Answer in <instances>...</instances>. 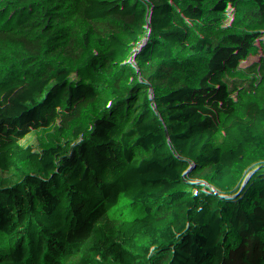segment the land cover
Masks as SVG:
<instances>
[{"label": "trees", "instance_id": "trees-1", "mask_svg": "<svg viewBox=\"0 0 264 264\" xmlns=\"http://www.w3.org/2000/svg\"><path fill=\"white\" fill-rule=\"evenodd\" d=\"M234 160L264 171V0H0V264H264Z\"/></svg>", "mask_w": 264, "mask_h": 264}, {"label": "rangeland", "instance_id": "rangeland-1", "mask_svg": "<svg viewBox=\"0 0 264 264\" xmlns=\"http://www.w3.org/2000/svg\"><path fill=\"white\" fill-rule=\"evenodd\" d=\"M220 178L223 180V186L220 187L225 193L231 195L239 192L241 185L253 187L254 185L263 183L264 171H258L247 160H234L230 164L223 166V169L220 171ZM220 187L217 186L216 188ZM215 191L216 189L208 191V193H213Z\"/></svg>", "mask_w": 264, "mask_h": 264}]
</instances>
